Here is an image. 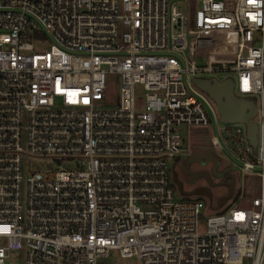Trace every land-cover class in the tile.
Wrapping results in <instances>:
<instances>
[{
    "label": "built area",
    "instance_id": "built-area-1",
    "mask_svg": "<svg viewBox=\"0 0 264 264\" xmlns=\"http://www.w3.org/2000/svg\"><path fill=\"white\" fill-rule=\"evenodd\" d=\"M193 78L231 79L253 101L254 148L243 123L219 129ZM208 125L240 163L243 203L184 200L172 181L178 128ZM110 250L264 264V0H0V264H98Z\"/></svg>",
    "mask_w": 264,
    "mask_h": 264
},
{
    "label": "rangeland",
    "instance_id": "rangeland-1",
    "mask_svg": "<svg viewBox=\"0 0 264 264\" xmlns=\"http://www.w3.org/2000/svg\"><path fill=\"white\" fill-rule=\"evenodd\" d=\"M184 4H180V6H183ZM45 47L44 43H36L35 45V49L36 50H40L42 48ZM230 76L232 77L233 74L231 73ZM110 79L111 82H115L116 81V77L115 76H109L108 77ZM112 91H111V96L116 97V92L117 89L116 87H114V85H112L111 87ZM206 98H208L211 106L214 108V103L213 101L206 95ZM113 97V100H114ZM111 106V104L107 103L105 104V107H109ZM215 111V109H214ZM216 113V118H217V126L220 128H222L225 124L224 122H221L219 120L218 114ZM178 132L180 133V135L182 136V155L180 156V158H184L185 157V150H190L192 153V159L193 160H203L204 159V166H199L197 162H193L190 164V167L193 170L199 169V167H202L204 169H207L209 171V175L210 178L212 180V182L214 183L213 186H210L206 183L205 180H203L202 178H199L195 181L194 184H198V185H207L208 189L210 190L211 194H212V200L215 201L217 195L222 194L221 192L224 193V187L221 185H218L217 183L220 181V178L226 173V172H231L234 176H236L237 180L240 177V173H241V168H240V163L236 160V159H232L231 157L227 156L225 151L223 149H213L212 146H210L209 143V138L211 136L214 135V130L212 126H206V127H194V126H180L178 128ZM220 143L223 142V140L220 138ZM223 145V144H222ZM228 147L231 148L232 150H236L238 148V145L236 146L235 144H231L226 143L224 145V147ZM225 147V148H226ZM224 148V149H225ZM204 150V151H202ZM209 159L210 160H218L219 161V166H216V171H212L209 168ZM42 162H37L36 164H33L34 166H41ZM47 164V161L44 162V165ZM50 165V164H48ZM171 166V164H170ZM223 166H226L225 168H222ZM242 180L245 184V190H246V194H244L243 196H252L255 194L256 192V178L255 177H248V176H243ZM190 185L188 186L187 184L184 183V193L186 192V190L190 189ZM191 197H186L184 196L183 199L187 200L190 199ZM201 200H203L204 202H206L208 204V201L206 200L205 197H200ZM244 197H242V199H238L234 200L233 197H231L228 202L234 201L235 203H243ZM208 206V205H207ZM204 212H208V208H206L204 210ZM198 226L200 228L203 227V220L198 219ZM98 264H138V260L134 257H120L118 255V252L116 250H110L108 252V255L104 258H101L98 260Z\"/></svg>",
    "mask_w": 264,
    "mask_h": 264
},
{
    "label": "water",
    "instance_id": "water-1",
    "mask_svg": "<svg viewBox=\"0 0 264 264\" xmlns=\"http://www.w3.org/2000/svg\"><path fill=\"white\" fill-rule=\"evenodd\" d=\"M193 84L202 92H204L214 103L215 110L218 114L219 120L224 123L231 122H241L245 126V137L249 145L254 148L256 145V130L257 125L253 120L256 110L255 105L251 99H245L237 97L232 93V81L231 79H223L217 81L216 79H206V78H193ZM179 157H175V162L178 161ZM202 161V160H201ZM218 164V160H213V168ZM181 171L184 175H191L189 182H192L195 178L202 175L207 179L209 185L212 183L208 179V175L205 171H200L198 173H190L187 167H182ZM215 171V170H212ZM171 178L173 183L179 192L184 195V191L181 188V183L176 178L175 171L171 172ZM227 177H222L217 183L226 189V193L222 196H218L214 203L215 208H221L226 201H228L233 196L234 191V180L233 177H229V181L226 180ZM195 196H205L206 200L211 203V194L206 188L197 187L192 192Z\"/></svg>",
    "mask_w": 264,
    "mask_h": 264
},
{
    "label": "flooded vegetation",
    "instance_id": "flooded-vegetation-1",
    "mask_svg": "<svg viewBox=\"0 0 264 264\" xmlns=\"http://www.w3.org/2000/svg\"><path fill=\"white\" fill-rule=\"evenodd\" d=\"M192 153L188 154L187 156H185L184 158H180L178 159V161H176L174 163V166L172 168V171H175L176 173V178L177 180L181 183V188L183 191L184 190V183L187 184L188 186L190 185V189L189 190H186V192L184 193V196L186 197H193L194 195L191 194V192L197 188V187H203V188H206L209 193L211 194L210 190L208 189L207 185H198V184H194L195 181L199 178H202L203 180L206 181V183L209 185L207 179H205L202 175L198 176L197 178H195L192 182H189L190 178H191V175H184V173L181 171V168L182 167H187L188 171L192 174V173H198L200 171H205L208 175V179L212 182L211 178H210V175H209V171L207 169H204L202 167H199V169H196V170H193L191 167H190V164L193 163V162H197L199 166H204L203 163H204V159L201 161V160H193L192 158ZM210 166L209 168L211 170H215L216 171V168H213V161L209 159V163H208ZM219 161H218V164L216 166H219ZM226 166H223L222 168H225ZM233 177V180H234V187H235V181H236V176H234L231 172H226L222 177H227V181H229V177ZM221 177V178H222ZM220 178V179H221ZM213 183V182H212ZM212 186V185H210ZM225 189V188H224ZM226 193V189H225V192L220 194V195H217L218 196H222ZM200 197H205V196H198V198ZM216 197V198H217ZM212 194H211V200H212ZM212 203L214 204V201L212 200Z\"/></svg>",
    "mask_w": 264,
    "mask_h": 264
},
{
    "label": "crops",
    "instance_id": "crops-1",
    "mask_svg": "<svg viewBox=\"0 0 264 264\" xmlns=\"http://www.w3.org/2000/svg\"><path fill=\"white\" fill-rule=\"evenodd\" d=\"M202 151H204V150H202ZM190 152H191V151H190L189 149H188V150H185V152H184V153H185V156H187L188 154H190ZM182 153H183V152H181V155H182ZM181 155H180V156H181ZM248 177H250V176H248ZM224 192H225V190H224ZM221 193H223V192H221ZM219 195H220V194H219Z\"/></svg>",
    "mask_w": 264,
    "mask_h": 264
},
{
    "label": "trees",
    "instance_id": "trees-1",
    "mask_svg": "<svg viewBox=\"0 0 264 264\" xmlns=\"http://www.w3.org/2000/svg\"><path fill=\"white\" fill-rule=\"evenodd\" d=\"M232 197H233V199H235L236 195H233Z\"/></svg>",
    "mask_w": 264,
    "mask_h": 264
}]
</instances>
